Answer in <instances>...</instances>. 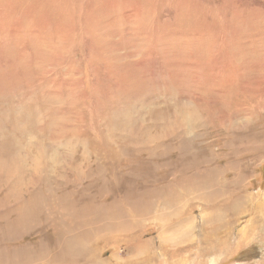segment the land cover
Wrapping results in <instances>:
<instances>
[{
  "label": "rangeland",
  "instance_id": "1",
  "mask_svg": "<svg viewBox=\"0 0 264 264\" xmlns=\"http://www.w3.org/2000/svg\"><path fill=\"white\" fill-rule=\"evenodd\" d=\"M261 154L264 0H0V264H264Z\"/></svg>",
  "mask_w": 264,
  "mask_h": 264
},
{
  "label": "bare ground",
  "instance_id": "2",
  "mask_svg": "<svg viewBox=\"0 0 264 264\" xmlns=\"http://www.w3.org/2000/svg\"><path fill=\"white\" fill-rule=\"evenodd\" d=\"M20 108V107H19ZM6 109H8V108H6ZM21 109V108H20ZM19 113V112H18ZM16 115H18V114H16ZM13 117H14V119H13ZM15 118H16V116H15V114L13 115L12 114V116H11V119H12V121H15ZM19 118V117H18ZM22 119H23V117H22ZM19 120V119H18ZM19 121H21V119L19 120ZM22 124V123H21ZM260 156H262V158H264V156H263V154H261ZM11 159V158H10ZM261 159V158H260ZM4 163L2 164V168L3 169H8L9 167H10V164H8V162H7V159H5V161H3ZM46 164H47V162H46ZM14 165V163H13V161H12V166ZM14 169H15V167H14ZM15 171H19V170H15ZM187 182V181H186ZM191 187V186H190ZM188 190H191L189 187H186ZM49 193H47V195H48ZM51 194V193H50ZM49 198V197H48ZM28 202V201H27ZM144 203V202H143ZM143 206V205H142ZM26 207H28L27 205H26ZM68 207H70L71 208V206H68ZM96 207V206H95ZM101 207H103V206H101ZM121 207V206H120ZM29 208V207H28ZM88 208H90V207H88ZM104 208V207H103ZM245 208V207H244ZM142 209H143V207H142ZM66 210H67V207H66ZM21 211V210H20ZM24 211H25V209H24ZM147 211V210H146ZM100 213H99V216H101V217H104V212H105V209L103 210H100L99 211ZM24 213V212H23ZM22 213V214H23ZM89 213H92V214H96L97 213V211L95 210V208H90V209H86V210H84V211H81V212H76V214H75V212H72L68 217H64L65 219H63V221H67V219H69V218H72V220H70V221H73L72 222V224H70L69 222H67V224H68V226H73V227H76V221H77V219H79V218H84V217H87V215H89ZM144 213H146V212H144ZM19 214V213H18ZM149 214V213H148ZM142 215V214H141ZM96 218H97V216H95ZM89 218V217H88ZM209 218V217H208ZM92 219V218H91ZM141 219V218H140ZM21 220V219H20ZM19 220V221H20ZM76 220V221H75ZM206 220V219H205ZM75 221V222H74ZM89 222H90V219H89ZM59 224V223H58ZM91 224V223H90ZM130 224V223H129ZM60 225V224H59ZM63 225V226H62ZM60 226H62L63 228L59 231V234H58V240H57V242L55 243V245H54V248H57V251L55 252L54 250L51 252V254H52V257H51V259H54V260H58V259H63V258H65L66 257V255L69 257V260H70V263L71 264H76L78 261H77V258L75 257V255L77 254V251H78V247H80V245H79V242H81V239H78V238H71L70 236V234H68L67 233V231L68 230H65L66 229V227H65V222L62 224V222H61V225ZM78 237H80V236H78ZM81 238V237H80ZM45 247H47L46 245H45ZM41 248H44V247H42V245H41ZM39 250V249H38ZM37 250V251H38ZM41 251L43 250V249H40ZM50 250V249H49ZM41 251H40V253H41ZM44 252H45V250H43ZM42 251V252H43ZM47 251H48V249H47ZM35 253H36V251H34ZM43 252V253H44ZM30 253H31V251H30ZM50 254V253H49ZM42 255V254H41ZM40 255V256H41ZM46 255H47V253H46ZM43 256V255H42ZM46 257V256H45ZM49 258V257H48ZM38 260V259H37ZM65 260V259H64ZM93 262V261H92ZM50 263V262H49ZM66 263V262H65ZM55 264V263H54ZM58 264H60V261H59V263Z\"/></svg>",
  "mask_w": 264,
  "mask_h": 264
}]
</instances>
